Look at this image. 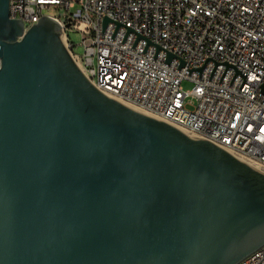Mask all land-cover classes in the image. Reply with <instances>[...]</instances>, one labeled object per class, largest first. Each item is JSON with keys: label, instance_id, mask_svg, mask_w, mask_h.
<instances>
[{"label": "water", "instance_id": "1", "mask_svg": "<svg viewBox=\"0 0 264 264\" xmlns=\"http://www.w3.org/2000/svg\"><path fill=\"white\" fill-rule=\"evenodd\" d=\"M60 34L0 0V264H237L263 246L264 171L100 91Z\"/></svg>", "mask_w": 264, "mask_h": 264}, {"label": "built area", "instance_id": "2", "mask_svg": "<svg viewBox=\"0 0 264 264\" xmlns=\"http://www.w3.org/2000/svg\"><path fill=\"white\" fill-rule=\"evenodd\" d=\"M51 8L96 88L264 169V0H9L24 29ZM237 264H264V245Z\"/></svg>", "mask_w": 264, "mask_h": 264}, {"label": "rangeland", "instance_id": "3", "mask_svg": "<svg viewBox=\"0 0 264 264\" xmlns=\"http://www.w3.org/2000/svg\"><path fill=\"white\" fill-rule=\"evenodd\" d=\"M77 7V4H75V6L73 8H71V11L75 10V8ZM70 11V12H71ZM43 14H46V15H58V14H64V10H57V9H54V8H51L49 10H44ZM70 35V41L73 42V45H74V52L78 55H81L82 54V51H83V48H82V45L80 44V41H81V34L78 33V32H70L69 33ZM182 87L184 90H188L192 87V83L190 81H187V80H184L182 83H181ZM191 100V104L189 103H186V106L188 109H193L194 108V99L191 98V97H187L186 98V102H189Z\"/></svg>", "mask_w": 264, "mask_h": 264}, {"label": "bare ground", "instance_id": "4", "mask_svg": "<svg viewBox=\"0 0 264 264\" xmlns=\"http://www.w3.org/2000/svg\"><path fill=\"white\" fill-rule=\"evenodd\" d=\"M62 41H63V40H62ZM128 106H130V107H132V108H134V109H136V110L139 109V108H135V107H133L132 105H128ZM139 111H141V110L139 109ZM141 112H143V111H141ZM184 132L191 136V134H190L189 132H186V131H184ZM239 159L245 161L246 163H248L249 165H251L252 167H254V168L258 169V170H262V171H264V169H262L258 164H255V163H252V162H250V161H247V160H245L244 158H241V157H239Z\"/></svg>", "mask_w": 264, "mask_h": 264}]
</instances>
